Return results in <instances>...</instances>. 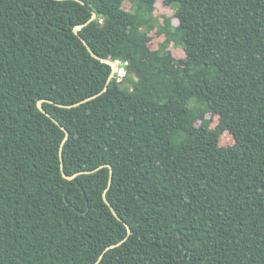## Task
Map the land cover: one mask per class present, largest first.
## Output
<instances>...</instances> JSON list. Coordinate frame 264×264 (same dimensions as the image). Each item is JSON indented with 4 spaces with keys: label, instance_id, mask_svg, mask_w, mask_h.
<instances>
[{
    "label": "trees",
    "instance_id": "obj_1",
    "mask_svg": "<svg viewBox=\"0 0 264 264\" xmlns=\"http://www.w3.org/2000/svg\"><path fill=\"white\" fill-rule=\"evenodd\" d=\"M155 2L0 0V264H264V0Z\"/></svg>",
    "mask_w": 264,
    "mask_h": 264
},
{
    "label": "rangeland",
    "instance_id": "obj_2",
    "mask_svg": "<svg viewBox=\"0 0 264 264\" xmlns=\"http://www.w3.org/2000/svg\"><path fill=\"white\" fill-rule=\"evenodd\" d=\"M122 8L125 10V11H129L130 8H131V3L130 2H124L122 4ZM154 17H156L157 19H160V16L162 15H166V16H170L172 18V15H173V8H169L167 6H165L163 3H162V0H156L155 2V11H154ZM172 23L174 25L177 24V21L175 19L172 18ZM170 49H171V52L173 54V56L177 59H181L183 58L184 54L183 52L181 51L180 48H176L175 46H170ZM116 66L118 68L117 72L115 73L114 76H116L117 78H119V74H121V67H120V64H118V62H116ZM205 120L207 121L206 125L213 129L216 125V119H211L209 115H206L205 117ZM197 125H199V122L196 123ZM233 143V139L232 137L228 134V133H223L220 137H219V144L221 146H229V145H232Z\"/></svg>",
    "mask_w": 264,
    "mask_h": 264
},
{
    "label": "water",
    "instance_id": "obj_3",
    "mask_svg": "<svg viewBox=\"0 0 264 264\" xmlns=\"http://www.w3.org/2000/svg\"><path fill=\"white\" fill-rule=\"evenodd\" d=\"M95 17H96V15H95L94 13H92V17L90 18V21L94 20ZM77 29H78V28L75 27V28L73 29V33H74L77 37L80 38V36L78 35V31H77ZM82 42H83V44L86 46V48H87V50L90 52V54H91L92 56L95 57V55H93V53H92L91 50L88 48V46L86 45V43H85L83 40H82ZM103 62L106 63V64H108V65L111 67V74H110V77H109V80H108V81H110V79L114 77L115 73H116L117 70H118V68H117V66H116V62H112V61H109V60H104ZM88 100H90V99H86V100H84L83 102H86V101H88ZM43 102H44V100H40V101H38V102L36 103V107H37V109H38L41 113H43L45 116H47L49 119H51L55 124L58 125V123L54 120V118H53L51 115H49L46 111L43 110V108H42V103H43ZM55 105L58 106V107H65V108H69V107H71V106H63V105L56 104V103H55ZM58 126H59V125H58ZM60 128L63 130V132H64V134H65V136H64V141H65V140L67 139V137H68V134H67V132H66V130H65L64 128H62L61 126H60ZM59 157H60V160H62L60 154H59ZM61 168H62V164H61ZM108 168L110 169V167H108ZM63 176H64V178L67 179V180H71V179L74 177V176H66V175H63ZM110 177H111V169H110V171H109V182H108V184L110 183ZM104 199H105V198H104ZM105 202H106V201H105ZM106 204H108V203L106 202ZM110 208H111V207H110ZM112 213H113L114 216H116V214H115L114 211H112ZM119 220H120V219H119ZM128 233H129V230H128ZM115 246H117V245H115ZM115 246H112V247H115ZM112 247H109V248H107V249H110V248H112ZM100 258H101V257H100ZM100 258H99V259H100ZM95 264H97V263H95Z\"/></svg>",
    "mask_w": 264,
    "mask_h": 264
},
{
    "label": "built area",
    "instance_id": "obj_4",
    "mask_svg": "<svg viewBox=\"0 0 264 264\" xmlns=\"http://www.w3.org/2000/svg\"><path fill=\"white\" fill-rule=\"evenodd\" d=\"M120 76H119V79L118 80H120V78L124 75V71H123V69H122V71H121V74H119Z\"/></svg>",
    "mask_w": 264,
    "mask_h": 264
}]
</instances>
